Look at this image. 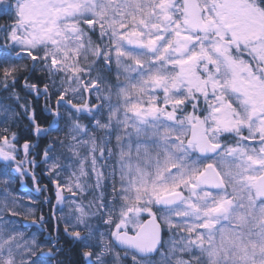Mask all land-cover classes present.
Segmentation results:
<instances>
[{
    "label": "snow or ice",
    "instance_id": "snow-or-ice-1",
    "mask_svg": "<svg viewBox=\"0 0 264 264\" xmlns=\"http://www.w3.org/2000/svg\"><path fill=\"white\" fill-rule=\"evenodd\" d=\"M0 18V161L72 197L50 224L0 180V264H73L66 246L264 264V0H0Z\"/></svg>",
    "mask_w": 264,
    "mask_h": 264
},
{
    "label": "rangeland",
    "instance_id": "rangeland-1",
    "mask_svg": "<svg viewBox=\"0 0 264 264\" xmlns=\"http://www.w3.org/2000/svg\"><path fill=\"white\" fill-rule=\"evenodd\" d=\"M4 119V115L3 113H0V120ZM18 160H20L18 158ZM44 167V166H43ZM15 168V164L13 163V166L11 168H5V162L0 161V170L6 171L7 173H9L10 175L8 176H3L0 175V180H4L7 179L9 180V184L7 185V188L9 189L10 193L15 196V197H27V196H33L34 198L37 196V192H36V188L35 185L32 183V180L30 177H28V180L31 183L32 186V190L33 192H31L28 188L27 182H26V178H24L23 180L20 179H12L13 176L18 175L15 173L14 171ZM49 178V177H48ZM59 180L61 183H71L74 178L71 175V170H67V171H61L60 172V176H59ZM53 190H54V205L56 204V208L58 209V215H61V211L60 209L63 208L64 212L67 213L68 211V204H67V200L72 199L71 195L69 193H67L65 191L64 195L66 197V201L63 204H57V200H56V186L53 184ZM5 195V185L3 183H0V198H2ZM36 199V198H35ZM11 200V196H9V201ZM24 203H28L29 201L27 199H25L23 201ZM32 207H34L36 209V216H37V205L36 203L32 205ZM30 223V221L28 222ZM106 227V226H104ZM38 228V224L37 225H33V227L31 228L32 232H36V229Z\"/></svg>",
    "mask_w": 264,
    "mask_h": 264
},
{
    "label": "trees",
    "instance_id": "trees-1",
    "mask_svg": "<svg viewBox=\"0 0 264 264\" xmlns=\"http://www.w3.org/2000/svg\"><path fill=\"white\" fill-rule=\"evenodd\" d=\"M6 18H0V24L4 23ZM22 86V85H21ZM0 99H3V95L0 94ZM6 104L12 103L11 101H5ZM23 143V140H21V144ZM45 146L44 142H41L40 148L38 150H42L43 147ZM19 159H24L23 152L21 151L19 156ZM27 167V165H25ZM37 176L42 180L43 184H47L48 190L43 192V193H38L37 196L35 197L38 203L37 205V217L40 215H43L45 220L49 221L50 224L54 223L53 217L56 216L58 217V209L56 208V204L54 205V190H53V184L49 182V178L46 175H43V165L40 166L39 169H37ZM26 182L28 185V188L31 192L32 186L28 178H26ZM45 198L48 199V202H45ZM46 225V227L50 226ZM40 226L38 225V228L35 230L39 233ZM63 230V226L61 225V231ZM47 233H45L46 235ZM61 259H64L66 262L71 261L73 264H77V262L80 260L79 255L77 254L76 251L74 250H68L66 246V250L64 255L61 257Z\"/></svg>",
    "mask_w": 264,
    "mask_h": 264
}]
</instances>
